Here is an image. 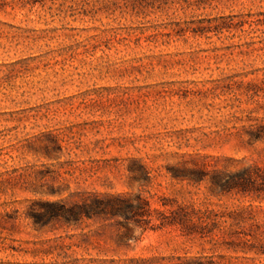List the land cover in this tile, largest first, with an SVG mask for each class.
<instances>
[{"label":"rangeland","instance_id":"obj_1","mask_svg":"<svg viewBox=\"0 0 264 264\" xmlns=\"http://www.w3.org/2000/svg\"><path fill=\"white\" fill-rule=\"evenodd\" d=\"M248 167L264 173V0H0V264H264L244 253L264 185L211 183ZM57 191L141 192L163 216L118 250L115 221L35 225Z\"/></svg>","mask_w":264,"mask_h":264},{"label":"trees","instance_id":"obj_2","mask_svg":"<svg viewBox=\"0 0 264 264\" xmlns=\"http://www.w3.org/2000/svg\"><path fill=\"white\" fill-rule=\"evenodd\" d=\"M140 168H142V174H148L144 166H140ZM171 174L177 180H193L197 183L206 180L203 171L200 170L182 168L171 171ZM211 183L213 189L223 196L232 193H246L253 188H258V183L264 185V173L255 167L244 168L235 173L215 171L211 176ZM51 194L60 199L57 201H35L34 204L38 205L40 209L33 208L28 212V216L34 219L35 225L45 227L62 224L79 227L86 222L115 221L125 230L123 233L117 234L114 241L118 250L129 249L132 242H138L133 237L132 225L138 228V225L145 219L152 221V219H160L163 216V213L153 206L152 197H146L141 192L137 194L78 192L70 193L66 198H62L63 193L59 191ZM162 206L167 207V205ZM170 219L193 218L180 208L171 215ZM192 229V226H186V233L191 234ZM84 237L87 239L88 236L85 234ZM251 238L246 241L247 249L244 253L264 255L262 236L255 234ZM124 263L159 264V260L157 258H133L125 260Z\"/></svg>","mask_w":264,"mask_h":264}]
</instances>
